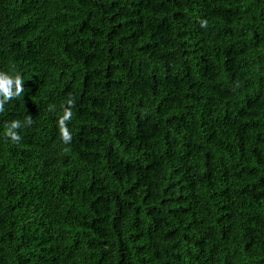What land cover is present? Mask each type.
I'll list each match as a JSON object with an SVG mask.
<instances>
[{
    "label": "trees",
    "instance_id": "trees-1",
    "mask_svg": "<svg viewBox=\"0 0 264 264\" xmlns=\"http://www.w3.org/2000/svg\"><path fill=\"white\" fill-rule=\"evenodd\" d=\"M0 72V264H264V0H0Z\"/></svg>",
    "mask_w": 264,
    "mask_h": 264
},
{
    "label": "clouds",
    "instance_id": "clouds-1",
    "mask_svg": "<svg viewBox=\"0 0 264 264\" xmlns=\"http://www.w3.org/2000/svg\"><path fill=\"white\" fill-rule=\"evenodd\" d=\"M201 27H206V21H201ZM24 93V81L19 73L15 76L9 75L6 72H0V113L4 111V104L13 99H17ZM75 106V100L73 98H68L66 105H62L63 114L58 117L57 124L59 129V134L62 142L64 144L71 143L72 134L68 129V122L71 121L73 117L72 108ZM55 106L50 105L49 111H54ZM33 123L31 117H28L25 122L19 120H13L7 123L5 136L9 138L12 142H18L20 136L18 134V129L22 126H30Z\"/></svg>",
    "mask_w": 264,
    "mask_h": 264
}]
</instances>
